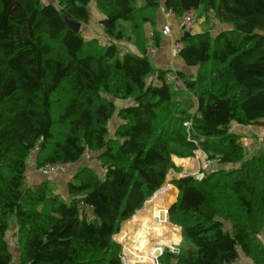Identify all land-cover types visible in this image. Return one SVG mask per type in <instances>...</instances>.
Instances as JSON below:
<instances>
[{
    "label": "trees",
    "instance_id": "obj_1",
    "mask_svg": "<svg viewBox=\"0 0 264 264\" xmlns=\"http://www.w3.org/2000/svg\"><path fill=\"white\" fill-rule=\"evenodd\" d=\"M54 1L0 0V264H124L115 236L165 185L173 158L198 150L240 167L173 180L168 219L182 241L160 264H235L241 254L264 264V144L247 157L231 129L264 126V0ZM94 3L105 44L68 23L88 25ZM161 9L204 19L177 41L196 75L153 61ZM211 18L231 27L214 32ZM88 152L105 172L79 167L69 201L50 181L28 185L33 154L37 168H72ZM15 226L18 261L7 240Z\"/></svg>",
    "mask_w": 264,
    "mask_h": 264
},
{
    "label": "rangeland",
    "instance_id": "obj_2",
    "mask_svg": "<svg viewBox=\"0 0 264 264\" xmlns=\"http://www.w3.org/2000/svg\"><path fill=\"white\" fill-rule=\"evenodd\" d=\"M44 2L45 3H55L54 0H44ZM89 9H90V15H91L90 23L88 25H82V28H81V30L84 34V37L87 40H90L91 38H98L100 40V43L105 44V43H107V39H106L104 32H103V30L99 24L103 15L97 9L95 3L90 5ZM162 10L163 9H161L160 12H162ZM168 14H170V13H168ZM170 17H172V16H170ZM174 19H175L176 23L178 24L179 23L178 19H176V18H174ZM212 19H214V18H212ZM198 20H200V19H198V17L196 16L194 18L193 25L199 24ZM170 26H171L172 30L175 27V25L172 23ZM209 27L213 28L214 31L218 32L219 30L228 29L231 26L221 24L218 21L213 22V24H212V20H210ZM157 29H159V18H158V23H157ZM152 31H154L153 26L151 24H146L145 25L146 34L148 35L149 33H152ZM184 34H186V32H184L182 34V36ZM121 45L123 48H126V47L131 48L130 46L127 45V43H121ZM177 57L179 59H181L179 54ZM177 63L178 62L176 61L175 62L176 67H179L177 65ZM196 69L198 70V68H196ZM173 70H178V69H173ZM180 71H182V70L180 69ZM188 74L193 75L191 73H188ZM114 102L119 109L132 104L131 100L120 101V100L114 99ZM117 116H118V114H116L110 122L111 133H113L115 131V129L118 125L117 123L119 122V120H118ZM250 127H253V126H250ZM247 152H248V149H247ZM97 155H98V153L88 152L83 160H81L76 165H73L72 168H69L64 172L44 173V174H48V175L52 176V177H50V178H52V180L50 182L53 186V190L55 191V193L60 195L66 201H69L67 182L72 180L73 176L77 172V169L79 167H81L82 165H85V166L92 168L99 175L102 176V174L105 172V170L101 166V162L97 158ZM205 157H206V154L200 150L196 151L195 156L192 158H187V159H183V160L178 161L176 159V157H174L173 160L174 161L176 160V162H177V163H175L176 169L172 170L169 173V175L167 177V181H166L165 185L163 186V189L161 191H159L158 193H156V195L146 203V208L139 211L135 216H133L131 219L127 220L123 224L120 233L115 236V240L118 243H120L123 247V256H124L123 261L125 263H127V259L129 261V260H131V258L134 257L132 252L129 249L130 247L133 249H137V248L140 249L141 248L143 250V252L146 254L150 253L151 251L157 253L158 252L156 249L157 247L162 249V254L166 248L170 249L174 253L178 252V251H175V249L179 250V247H180V244L182 241V236L180 234L182 229L180 226L178 228L175 227L174 225H176V224H172L169 221L167 216H166V219L165 218L161 219V220H165L168 223V225H165L164 227L161 224L156 223L155 220L153 219L154 218L153 216H152V218H150V220H140V221H138L137 224H135L133 226V222H134L135 218H141L140 215L142 213H143V215H146L147 213L150 214L154 211H157V213H156L157 220H159L160 212L166 211L169 207V204H171L176 198V193H177L178 189L175 190V188H172L173 187V185H172L173 180L179 179V178L185 177V176H195L197 179L201 180L204 178L203 171L204 172H211L212 170H215V169L229 170V168L240 167V164L218 166L217 164L210 162L212 166H210L208 168L205 166L206 165L205 164V161H206ZM247 157H252V156L247 155ZM31 162H32V157H30L28 160L29 169L31 166L30 165ZM40 173H42V172H40ZM163 192L165 193L164 195L167 194L168 197L172 198L171 200H170V198H168L169 204L167 206H164V207L162 205H160V200L163 197ZM157 198H158L159 202H158ZM152 207H154V208H152ZM225 225L228 229H231L230 223L227 222V223H225ZM146 228L152 229L153 231L150 230L149 234L147 236H143L141 238V236L144 233ZM130 229H132V230H130ZM154 229H156V230H154ZM124 231H125V233H124ZM262 238H264V237H262ZM135 243H137V245H135ZM157 245H159V246H157ZM152 246H155V247H152ZM159 257H157V259H154L156 264H160ZM145 264H150V263H145ZM235 264H254V263L252 260L246 258L244 255L241 254L240 259Z\"/></svg>",
    "mask_w": 264,
    "mask_h": 264
},
{
    "label": "crops",
    "instance_id": "obj_3",
    "mask_svg": "<svg viewBox=\"0 0 264 264\" xmlns=\"http://www.w3.org/2000/svg\"><path fill=\"white\" fill-rule=\"evenodd\" d=\"M168 13L169 12H167L165 9H163L162 12H159V30L162 32V29H163L165 24L171 25V23H172L175 25V27L172 30V33L170 35L164 36L162 34V37H163L162 44L159 48H153L150 50L151 57H152L153 61L156 62V64L158 66H160L161 68L178 69V70L181 69L182 71L196 75V73L198 71L196 68H187L185 66L183 60L179 59L177 57L179 49L177 48L176 45H178L177 41L181 38V36L184 32H186V33L187 32H193V33L201 32L203 29H205L207 27V25L204 23V19H200V20H198L199 24L193 25V22H192L193 26L191 25L190 31H185L180 27L182 20H178L179 23L177 24L175 19H174L176 17L174 15H170ZM170 16H172V17H170ZM211 20H212V24H213V22H217L215 19L211 18ZM193 21H194V19H193ZM223 30H225V29H223ZM220 31H222V30H219L218 32H220ZM214 32H217V31H214ZM148 35H151V33H149ZM127 45L131 47L129 49L132 52L138 53V50L132 44H127ZM176 61L178 62L177 65L179 67H176V64H175ZM231 129L234 132L242 135V137H243L242 143L245 147V151H246L248 156L249 155L250 156L255 155L258 152V150L263 147V144H264V126H261V127L260 126H258V127H254V126L253 127H249V126L244 127V126L238 125L237 123H233L231 125ZM247 149H248V152H247ZM35 157H36V154H33L32 162L30 163V165H31L30 169L28 170V172L26 174L27 183L31 187L36 186V185H38L44 181H51L52 180V178H50V177H52L51 175L40 173L37 170L38 168L36 167ZM176 159L178 161L183 160V159H180L178 157H176ZM174 162L177 163L176 160ZM205 164H206L205 166L208 168L210 166H212L211 163H207V161H205ZM172 188H175V190H177V188L175 186H173ZM164 192H163V197L160 200V205H162L163 207L167 206L169 204L168 198H170V200L172 199L171 197H168L167 194L164 195L165 194ZM178 193H179V191L177 190L176 198L171 204H169V207H171L176 202L177 197H178ZM157 200H158V198H157ZM158 202H159V200H158ZM169 207H168V209H169ZM144 208H146V205ZM152 208H154V207H152ZM156 213H157V211H154L150 214L147 213L146 215H143V213H142L140 215L141 218H135V220L133 222V226L135 224H137L138 221H140V220H150V218H152V216L154 217L153 219L155 220V222L161 224L163 227L165 225H168V223L165 220H161V219L157 220ZM130 230H132V229H130ZM150 230H152V229L146 228L144 233L142 234L141 238L143 236H147L149 234ZM154 230H156V229H154ZM16 231H17V227L15 226L13 228V230L11 231V233L7 235V240L9 241V244H10L9 246H10L11 251L13 252V254L15 256V259L18 261L20 251H19L17 239L13 236ZM124 233H125V231H124ZM135 245H137V243H135ZM157 246H159V245H157ZM152 247H155V246H152ZM157 248H159V247H157ZM129 249L134 256L133 257L134 259L131 258V260H129V261L127 259L128 264L150 263V258H151V255L153 253L152 251L150 253L146 254L143 252V250L141 248L140 249L139 248L133 249L130 247ZM15 263H17V262L15 261ZM127 263L124 262V264H127Z\"/></svg>",
    "mask_w": 264,
    "mask_h": 264
},
{
    "label": "built area",
    "instance_id": "obj_4",
    "mask_svg": "<svg viewBox=\"0 0 264 264\" xmlns=\"http://www.w3.org/2000/svg\"><path fill=\"white\" fill-rule=\"evenodd\" d=\"M171 15H173V13L172 12H169ZM194 17H195V13L194 12H189V13H187L184 17H183V19H182V22H181V28L183 29V30H185V31H190V29H191V25H192V22H193V19H194ZM172 33V28H171V26L169 25V24H165L164 25V27H163V29H162V34L164 35V36H168V35H170ZM177 46V48L179 49L181 46H180V44H178V45H176ZM171 79H173V80H175V78L173 77V76H171L170 77ZM180 85V84H179ZM186 125L188 126V127H190L191 126V123H186ZM199 151V150H198ZM201 151V150H200ZM204 153V152H203ZM206 158V161H207V163H210V161H208L207 160V157H205ZM69 168V166L68 165H46V166H43V167H41V168H38V171L39 172H42V173H56V172H64V171H66L67 169ZM175 227H179V226H177V225H174ZM180 234H181V232H180ZM181 236H182V234H181ZM157 259V258H156ZM14 264H16V263H14Z\"/></svg>",
    "mask_w": 264,
    "mask_h": 264
},
{
    "label": "water",
    "instance_id": "obj_5",
    "mask_svg": "<svg viewBox=\"0 0 264 264\" xmlns=\"http://www.w3.org/2000/svg\"><path fill=\"white\" fill-rule=\"evenodd\" d=\"M68 23H69V26L71 27V29H73L75 32H79L80 30H81V28H82V25L80 24V23H77V22H75V21H71V20H68ZM163 189V187L159 190V191H161ZM158 191V192H159ZM157 192V193H158ZM156 195V194H155ZM154 195V196H155ZM153 196V197H154ZM147 203V202H146ZM146 205V204H145ZM169 209H170V207H169ZM169 209H167L166 211H161L160 212V217H159V219H166V216L168 217L169 216ZM141 211V210H140ZM157 254H156V256L157 257H159L160 255H162V249L161 248H157ZM175 251H178L179 252V250L178 249H175Z\"/></svg>",
    "mask_w": 264,
    "mask_h": 264
},
{
    "label": "bare ground",
    "instance_id": "obj_6",
    "mask_svg": "<svg viewBox=\"0 0 264 264\" xmlns=\"http://www.w3.org/2000/svg\"><path fill=\"white\" fill-rule=\"evenodd\" d=\"M157 253L153 252L150 258V264H156V262L154 261V259L157 258L156 256Z\"/></svg>",
    "mask_w": 264,
    "mask_h": 264
}]
</instances>
